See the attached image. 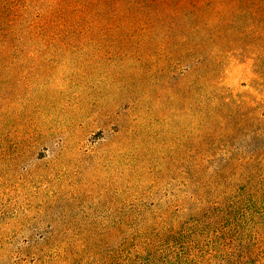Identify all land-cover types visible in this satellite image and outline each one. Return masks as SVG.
<instances>
[{
  "label": "rangeland",
  "instance_id": "374dc122",
  "mask_svg": "<svg viewBox=\"0 0 264 264\" xmlns=\"http://www.w3.org/2000/svg\"><path fill=\"white\" fill-rule=\"evenodd\" d=\"M264 264V0H0V264Z\"/></svg>",
  "mask_w": 264,
  "mask_h": 264
},
{
  "label": "trees",
  "instance_id": "16d2710c",
  "mask_svg": "<svg viewBox=\"0 0 264 264\" xmlns=\"http://www.w3.org/2000/svg\"><path fill=\"white\" fill-rule=\"evenodd\" d=\"M190 263H191L190 260H187V259H186V260L184 261L183 264H190ZM177 264H178V263H177Z\"/></svg>",
  "mask_w": 264,
  "mask_h": 264
}]
</instances>
